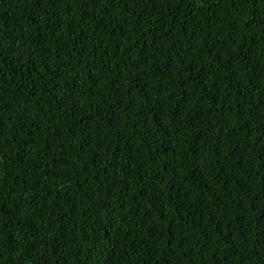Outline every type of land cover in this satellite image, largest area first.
Returning <instances> with one entry per match:
<instances>
[{
    "label": "trees",
    "instance_id": "1",
    "mask_svg": "<svg viewBox=\"0 0 264 264\" xmlns=\"http://www.w3.org/2000/svg\"><path fill=\"white\" fill-rule=\"evenodd\" d=\"M0 264H264V0H0Z\"/></svg>",
    "mask_w": 264,
    "mask_h": 264
}]
</instances>
